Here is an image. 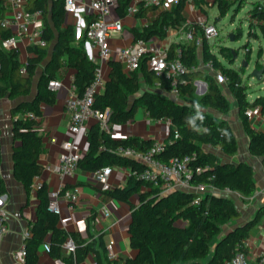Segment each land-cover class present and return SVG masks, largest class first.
<instances>
[{
  "label": "trees",
  "instance_id": "obj_1",
  "mask_svg": "<svg viewBox=\"0 0 264 264\" xmlns=\"http://www.w3.org/2000/svg\"><path fill=\"white\" fill-rule=\"evenodd\" d=\"M133 1L117 0L115 10L119 17L126 15ZM194 1L205 12L207 0ZM246 3V0H214L213 6H217L218 17L222 18L231 8H234V15L237 14ZM136 4L137 17L148 11L156 15L142 28L131 29L133 41L149 40L153 36L163 39L168 29L178 30L187 23L184 15L186 0H179L169 9L145 0H139ZM25 6L30 11L42 10L41 38L45 44L28 45L27 59L21 62L18 49L7 50L2 47L1 40L9 37L11 31L0 28V98L28 99L11 110L12 133L19 142L13 145L11 157L13 175L29 194L34 179L43 171L39 161L44 150L43 135L38 129L42 116L41 105H54L57 99L56 91L48 85L49 81L57 79L63 66L71 68L74 71L72 85L76 93L82 95L94 78L96 63L86 51L84 29L77 36L76 27L66 22L64 0H28ZM247 17L248 37L258 36V30L264 38V0H255ZM83 19L87 24L92 16L85 15ZM190 24L196 25L193 21ZM196 30L202 36L200 45L192 39L185 44L172 41L168 48L169 57L179 52L187 68L178 82L180 100L156 89V82H160L165 89H170V86L163 77L148 69L146 59L141 61L137 70L131 72H125L118 61L110 59L108 76L103 88L95 94L92 107L99 111L109 108L110 131L114 125L133 121L139 107L153 120L169 121V134L157 158L168 162L174 157L195 154V159L188 163L192 170L190 182L202 183L212 190L208 189L203 194L183 188L162 192L159 187L140 177L144 169L142 162L117 152L120 146L146 151L154 141L136 136L116 139L96 122L86 131L87 149L78 161V170L95 172L105 166L128 170L123 186L102 190L101 196L103 199L130 204L129 245L135 250V255L109 259L101 234L81 240L75 232L61 228L59 215L48 209L49 190L46 183L42 182L36 186L35 220L23 241L24 264H38V250L44 242L49 244L48 254L62 264H78L90 253L96 264H225L237 250L247 251L246 248H240V244L248 237L250 227L264 216V202L252 220L242 225L235 223L240 211L231 196L221 191L228 188L248 201L256 191L254 171L249 163L234 164L224 161L219 155H234L238 143L228 121L211 112L224 115L231 106L222 85L202 65L210 61L215 70L226 76L227 88L249 137V152L263 162L264 130L251 126L245 110L249 106L259 105L264 115V95L250 101L240 71L232 66L237 50L220 45L214 52L197 25ZM241 36V29L233 33L234 40ZM21 68H24V72H21ZM197 81L206 83L203 94L196 92ZM192 99L198 106L188 102ZM16 113L20 115L15 116ZM176 131L178 136L175 137ZM198 166L201 167L200 171L195 170ZM5 192L6 187L0 176V195ZM134 194H138L137 205L130 202ZM68 238L72 239L75 248L65 252L62 245Z\"/></svg>",
  "mask_w": 264,
  "mask_h": 264
},
{
  "label": "crops",
  "instance_id": "obj_2",
  "mask_svg": "<svg viewBox=\"0 0 264 264\" xmlns=\"http://www.w3.org/2000/svg\"><path fill=\"white\" fill-rule=\"evenodd\" d=\"M248 1L252 6L255 0H247V3H249ZM6 3L7 0H0V17H4L8 14ZM201 10L202 9L194 0L189 2L186 1L184 8V15L187 18L186 22L194 21L198 17L207 19V14H203ZM155 15V12L148 11L141 17L127 15L119 17L114 7L108 18L110 20L121 18L123 29L111 38V47L116 49L133 43V33L131 29L134 27L142 28L152 21ZM84 16L85 14L82 12L80 14L66 13V22L73 24L77 29ZM39 21L42 25V20ZM262 38L263 37H261V40ZM18 39L19 44L17 49L19 50L20 61L25 62L28 56V42L25 37H18ZM150 39H157L159 42L168 45L172 41H178L176 32L172 29L167 30L166 36L163 39L156 36ZM93 52L96 55V50ZM108 71V63H105L103 65V77L105 80L108 76ZM73 73V69L63 66L57 76V80L61 81L62 86L56 91L57 99L55 104L41 105L42 116L39 119L38 129L43 135L44 150L39 158L40 163L43 165V171L40 176L34 179V186L29 194L25 191L22 183L16 180L13 175V162L11 157L13 145L19 143L14 139L12 133L13 115L11 110L18 103H21L23 99L27 98H9L7 96L0 98V176L6 187L5 194L0 196V209L6 212L7 222V232L3 236L0 244V264H24L23 259L15 260L13 258V252L23 244L25 233L35 220V208L37 205L36 186L44 182L49 191L57 189L60 186V180L54 170V166L61 152V142L73 136L69 131L68 115L64 111V101L72 86ZM227 91L229 92V90ZM211 112L227 120L237 138V152L230 157L219 153L222 159L234 164L246 162L253 167L256 184L255 194L248 201H245L237 192L230 194L240 211V217L235 223L242 225L253 219L257 209L264 202V162L261 158L251 155L249 152V137L239 118L236 104L233 110L230 109V111L224 115H219L215 111ZM19 115L20 113H16L15 116ZM96 122L94 118H90L86 124L85 132L75 136L82 154L87 149L86 131ZM249 122L253 128L264 130L263 114L260 113L253 116L249 119ZM110 132L116 139L136 136L142 139H151L153 141H164L169 134V121L153 120L139 107L133 121L122 125H114ZM52 139H54V141ZM111 169L108 178L110 188L123 186L128 175V170L116 166L111 167ZM67 184L71 186L77 185L80 189V197L79 201L72 208L63 200L60 202L61 211L58 214L59 226L68 232H75L78 239L81 240H89L91 236L101 234L105 246L109 243L112 244V250L116 258L133 257L136 252L129 245L128 231L131 220L130 204L115 199H103L101 196L100 184L96 180L94 172L78 170L74 176L67 181ZM130 202L132 205H137L138 194H134ZM104 209L107 210L106 214ZM263 234L264 216L258 219L249 229L248 237L245 239L247 243L245 248L248 254H252L256 249L261 247V238ZM38 255V264H62L60 260L52 258L45 252L42 248V244L39 247ZM78 264L96 263L93 260V254L90 253L84 261Z\"/></svg>",
  "mask_w": 264,
  "mask_h": 264
},
{
  "label": "built area",
  "instance_id": "obj_3",
  "mask_svg": "<svg viewBox=\"0 0 264 264\" xmlns=\"http://www.w3.org/2000/svg\"><path fill=\"white\" fill-rule=\"evenodd\" d=\"M28 0H7L8 14L0 17V28H8L11 35L1 40V45L4 49H17L18 37H25L28 45L30 44H45L41 38L42 25L39 20H42V10L35 9L30 11L26 9ZM137 1L134 0L126 10L127 16H135L138 10ZM147 3L160 4L163 9H169L179 0H145ZM187 2L191 0H186ZM117 0H64V8L68 14L91 15L92 19L85 24L82 18L80 26L83 27L86 45L90 49L89 57L95 63V74L92 82L86 87L82 95H78L75 87L72 85L68 95L64 101V111L69 119V131L72 137L61 142V152L59 154L54 170L59 177L60 186L57 189L49 191L48 209L59 214L61 211L60 202L63 200L70 208L79 201L80 189L77 185L66 188L67 181L74 176L78 171V161L82 155L81 148L76 142V135L85 132L86 124L90 118H94L100 127L106 131L109 128V108L103 111L93 109V102L95 94L103 88L105 79L103 77V65L108 63L110 59L118 61L125 72L137 70L143 59H146V65L150 71L155 75L163 77L168 81L170 89H165L160 82H156L154 86L162 94L172 97L175 100H180L178 95V82L180 77L187 71V68L179 57V52L174 57H169L168 44L159 42L157 39L143 40L138 39L129 45L113 49L110 40L123 29V22L121 18L110 20L108 16L112 13L116 6ZM40 22V23H38ZM203 32L205 38L210 42L218 35V30L214 24L208 23L204 17H198L193 21ZM187 22L185 26L175 30L178 37V42L188 43L195 39L197 45L201 44L202 36L196 31V25ZM188 24V25H187ZM211 44V42H210ZM212 45V44H211ZM96 50V55L94 54ZM202 68L213 73L215 81L219 85L227 83L226 76L213 68L212 62H206ZM24 72V68H21ZM49 87L57 91L61 88L60 80L52 79L48 83ZM206 83L199 81L196 83V92H200ZM169 93V94H168ZM261 108L259 105H252L246 108L245 115L248 119L260 114ZM32 116V114H29ZM178 132H175V137ZM54 141V139H52ZM163 150V141H154L146 151H140L133 147H118L117 152L132 157L143 163L144 169L140 177L151 182L154 186L160 188L162 192L169 191L173 188H183L203 194L211 187L202 183L191 184L192 170L188 167V163L195 159V154L184 157H174L168 162L161 161L157 158ZM111 167L105 166L94 172L96 180L100 184V189L106 190L110 188L108 178L111 173ZM200 171L201 167L195 169ZM224 194H232L228 188L221 191ZM1 196V195H0ZM105 214L107 210L104 209ZM7 232L6 212L0 209V244L3 236ZM28 231L25 233L27 235ZM261 247L256 249L252 254H248L243 250H237L230 260L225 264H264V234L261 238ZM246 241L243 240L240 248H245ZM45 252H49L48 242L42 244ZM65 252L73 251L75 245L71 238H68L62 245ZM107 256L109 259L116 258L112 250V244L106 246ZM25 246L22 244L15 252L13 258L15 260H24Z\"/></svg>",
  "mask_w": 264,
  "mask_h": 264
},
{
  "label": "rangeland",
  "instance_id": "obj_4",
  "mask_svg": "<svg viewBox=\"0 0 264 264\" xmlns=\"http://www.w3.org/2000/svg\"><path fill=\"white\" fill-rule=\"evenodd\" d=\"M213 3L214 0H207L204 4L205 12L201 10L203 14H207L208 23L214 24L218 30L217 37L210 40L213 51L217 52L218 46L220 45L237 50L238 54L234 57L232 66L240 71L242 83L246 86L248 99L250 101L254 100L257 96L264 95V74L263 82L257 81L252 75L254 68L264 67V38L261 40L262 36L258 30H256L258 36L248 37L247 12L250 10L251 4L249 2L243 5L235 15L234 8H231L224 17L220 18L218 17L217 6H213ZM79 27L83 29L82 26ZM238 29L242 31L241 38L238 40H230L229 35L236 34ZM246 45L248 46L246 47ZM248 51L249 53H247ZM222 61L226 64L224 60ZM244 62H246L245 66L243 64ZM227 86V84H224L221 87L230 102L231 110H233L235 101L227 91ZM188 102L191 105L198 106L193 99L188 100Z\"/></svg>",
  "mask_w": 264,
  "mask_h": 264
},
{
  "label": "water",
  "instance_id": "obj_5",
  "mask_svg": "<svg viewBox=\"0 0 264 264\" xmlns=\"http://www.w3.org/2000/svg\"><path fill=\"white\" fill-rule=\"evenodd\" d=\"M80 32H81V28L80 27H78L77 28V36L80 34ZM229 38H230V40H234V38H233V34H230L229 35ZM86 47H87V53H88V55H89V53H90V49H89V47H88V45H86ZM237 56V54L236 53H234V57H236ZM244 64V66L246 65V62H244L243 63ZM263 74H264V67H262V68H254L253 69V71H252V75H253V77L257 80V81H259V82H262L263 80ZM198 83V82H197ZM205 90H206V87H203V89L200 91V92H197L198 94H203L204 92H205ZM28 99H23L21 102H24V101H27Z\"/></svg>",
  "mask_w": 264,
  "mask_h": 264
}]
</instances>
